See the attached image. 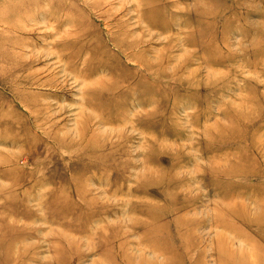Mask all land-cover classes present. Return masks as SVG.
I'll use <instances>...</instances> for the list:
<instances>
[{"label":"rangeland","instance_id":"1","mask_svg":"<svg viewBox=\"0 0 264 264\" xmlns=\"http://www.w3.org/2000/svg\"><path fill=\"white\" fill-rule=\"evenodd\" d=\"M260 246L264 0H0V264Z\"/></svg>","mask_w":264,"mask_h":264},{"label":"bare ground","instance_id":"2","mask_svg":"<svg viewBox=\"0 0 264 264\" xmlns=\"http://www.w3.org/2000/svg\"><path fill=\"white\" fill-rule=\"evenodd\" d=\"M252 256L254 257L253 261H250ZM251 257V258H250ZM247 261V264H264V248L263 247H258V252L256 253H250L247 258H244ZM250 261V262H248Z\"/></svg>","mask_w":264,"mask_h":264}]
</instances>
